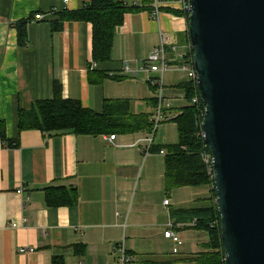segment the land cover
I'll list each match as a JSON object with an SVG mask.
<instances>
[{
  "label": "crops",
  "instance_id": "0c3cea01",
  "mask_svg": "<svg viewBox=\"0 0 264 264\" xmlns=\"http://www.w3.org/2000/svg\"><path fill=\"white\" fill-rule=\"evenodd\" d=\"M89 2L0 0V122L6 138L17 141L8 146L0 139V264H121V247L129 257L124 264H191L186 259L204 250L208 234L191 224L174 223L170 209L208 205L210 194L208 186L203 192L202 186L166 190L164 154L154 149L160 127L171 137V126L176 127L172 118L187 103L177 85L189 79L180 61L172 60L175 53L169 46L166 57L172 67L166 69L167 84L163 74V92L171 106L153 135L17 130L16 108L52 98L54 82L62 97L79 100L95 112L101 111L104 99L121 98L132 101L135 113L150 112L148 99L155 93L147 78L158 75L159 63H151V73L128 75L123 62L129 61L131 69L142 65L159 44L161 32L183 57L189 49L183 14L162 9L154 18L151 8L142 9L125 13L115 28L111 60L93 63L90 23L66 21L59 31L50 28L54 13ZM36 13L44 18L35 20ZM27 19V40L19 46L13 24ZM91 69L107 76L102 79ZM52 186L75 189L76 202L48 206L44 189ZM184 202L190 204L180 205ZM168 228L180 244L164 236Z\"/></svg>",
  "mask_w": 264,
  "mask_h": 264
},
{
  "label": "water",
  "instance_id": "95a60500",
  "mask_svg": "<svg viewBox=\"0 0 264 264\" xmlns=\"http://www.w3.org/2000/svg\"><path fill=\"white\" fill-rule=\"evenodd\" d=\"M224 264H264V0H188Z\"/></svg>",
  "mask_w": 264,
  "mask_h": 264
},
{
  "label": "trees",
  "instance_id": "16d2710c",
  "mask_svg": "<svg viewBox=\"0 0 264 264\" xmlns=\"http://www.w3.org/2000/svg\"><path fill=\"white\" fill-rule=\"evenodd\" d=\"M140 4H129L125 0H90L76 10H62L54 13L50 20L51 31L62 29L66 21H83L91 24V60L104 63L111 60L114 30L122 24L127 12L149 9L154 0H138ZM169 1V0H160ZM174 15L182 14L178 10L165 7ZM187 20V17H186ZM29 20L13 24L17 32V43L23 46L27 40L26 25ZM186 41L189 43L186 30ZM190 49L184 59L191 58ZM98 72L100 78L107 75ZM120 79L121 77H113ZM183 90L187 102L172 118L176 125L177 142L165 146L156 145L158 152L164 150V184L166 190L183 186H211L209 204L190 208H171L170 217L174 223L191 224L194 228L204 230L208 240L203 251L187 258L191 264H224L223 248L220 239L219 215L215 204L212 170L208 171L202 160V153H209L201 136V119L204 105L191 104L192 97L198 94L193 81L177 85ZM154 88L152 87V90ZM150 112L135 113L132 101L127 98L104 99L100 112L84 107L79 100L64 98L61 87L53 83V97L32 101L29 108H16V127L18 132L35 129L42 133H73L79 135H104L129 132L151 133L153 123L149 121L157 105L156 97L148 99ZM0 139L8 146L17 145V141L6 138L3 124L0 122ZM48 206L70 205L76 202L75 189L52 186L44 189ZM81 247L76 250L81 253ZM131 255V253H128ZM131 260V259H130Z\"/></svg>",
  "mask_w": 264,
  "mask_h": 264
},
{
  "label": "built area",
  "instance_id": "2783aa9c",
  "mask_svg": "<svg viewBox=\"0 0 264 264\" xmlns=\"http://www.w3.org/2000/svg\"><path fill=\"white\" fill-rule=\"evenodd\" d=\"M67 1V0H63ZM151 14L154 18H157L160 11L162 9H165V7L173 9V10H178L180 11L184 17L186 18L189 14V5H188V0H169V1H160V0H154L153 3L151 4ZM163 7V8H162ZM33 18L35 20H41L44 18L42 13H36ZM169 42V39L167 38L165 33H160V41L159 44L152 50L151 54L148 56V58L136 69H131L129 61L125 60L123 62V67L122 71L128 75H133L138 72L141 73H151L153 71L151 67V63L153 62H158L159 63V68H158V75L157 76H148L147 82L151 85L154 86V93L155 97L157 99V105L154 109V112L152 116L149 118V121L153 123L152 127V132L149 133L150 135H153V133L156 131L159 123L162 121L163 116H164V110L168 109L171 106V103L168 99L164 97V92H163V74L167 69L168 66V59L166 57V51H167V46L170 47L171 52L175 53V57L172 60H179V68H181L183 71L186 72L187 77L189 80L193 81L195 86H196V73L193 68L192 64V56L191 58L187 59L186 61L183 57V55H180L177 52V45L174 43ZM189 48V45H188ZM190 49V48H189ZM173 53V54H174ZM191 104H198L202 103L199 98V94L195 95L192 97ZM201 134V133H200ZM202 136V134H201ZM114 135L110 136V139H113ZM151 140V139H150ZM149 140V142H150ZM149 148L147 147L146 151H148ZM159 153L165 154L164 150H160ZM202 160L206 164L208 171L212 170L211 168V156L209 153H202ZM21 190H18L20 192ZM164 204H168V199L164 200ZM169 227H171V224H169ZM164 236L167 238H171L176 244H180L179 238L175 233L168 228L167 230L164 231ZM20 252H32L34 251L33 248L25 249L21 248L19 250ZM177 251V248L173 249V252L175 253ZM120 254V263L124 264L129 261V257L126 255L124 249L121 247L119 250Z\"/></svg>",
  "mask_w": 264,
  "mask_h": 264
},
{
  "label": "rangeland",
  "instance_id": "374dc122",
  "mask_svg": "<svg viewBox=\"0 0 264 264\" xmlns=\"http://www.w3.org/2000/svg\"><path fill=\"white\" fill-rule=\"evenodd\" d=\"M163 8V7H162ZM168 70L169 69H171V67H172V64H169L168 65ZM168 70H166L165 71V73H164V76H165V84H167V75H168V73H169V71ZM181 74V73H180ZM180 76H184L183 75V73L180 75ZM153 88H154V86H152ZM153 91H154V89H153ZM155 95V94H154ZM148 109H149V107H148ZM171 128H172V134H171V137H170V131L168 130V129H166V128H164V127H160V129H159V131H158V136H157V141L156 142H159L158 143V145H160V146H165V145H168V144H173L174 142H175V140H176V142H177V135H176V133H177V131H176V127H173V126H171ZM161 137V138H160ZM158 139H159V141H158ZM168 142H173V143H168ZM211 186H208V188H207V195H209L210 194V192H211V190H209V188H210ZM206 187L205 186H202L201 188H199V190L200 191H202L203 192V190L205 189ZM192 191V190H191ZM205 191V190H204ZM211 195V194H210ZM210 195H209V197H210ZM174 197H175V195H174ZM180 199H182L183 198V196H180L179 197ZM179 200V199H178ZM188 204H190V202L189 203H187V202H184V203H182V204H180V205H184V206H187ZM203 205H207V204H205V203H203ZM176 206V205H175Z\"/></svg>",
  "mask_w": 264,
  "mask_h": 264
},
{
  "label": "bare ground",
  "instance_id": "6f19581e",
  "mask_svg": "<svg viewBox=\"0 0 264 264\" xmlns=\"http://www.w3.org/2000/svg\"><path fill=\"white\" fill-rule=\"evenodd\" d=\"M151 122V121H150Z\"/></svg>",
  "mask_w": 264,
  "mask_h": 264
}]
</instances>
